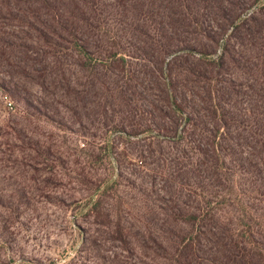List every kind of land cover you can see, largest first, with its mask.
Returning <instances> with one entry per match:
<instances>
[{
	"label": "trees",
	"instance_id": "obj_1",
	"mask_svg": "<svg viewBox=\"0 0 264 264\" xmlns=\"http://www.w3.org/2000/svg\"><path fill=\"white\" fill-rule=\"evenodd\" d=\"M0 91V154L73 166L80 264H264V0H0Z\"/></svg>",
	"mask_w": 264,
	"mask_h": 264
},
{
	"label": "rangeland",
	"instance_id": "obj_2",
	"mask_svg": "<svg viewBox=\"0 0 264 264\" xmlns=\"http://www.w3.org/2000/svg\"><path fill=\"white\" fill-rule=\"evenodd\" d=\"M0 91V143H7L10 139L2 137L7 124H23L25 128L33 130V124L20 122L18 109L13 100ZM7 102L12 103L13 110L8 109ZM39 139L46 140L53 152H65L70 160L76 158L79 137L68 131H59L48 122H39L35 130ZM37 137V136H36ZM63 137L64 140L61 138ZM64 143V145H63ZM78 145V146H77ZM67 147V149H66ZM28 153V152H27ZM76 154V155H75ZM0 262L2 264H80L85 263L82 257L87 247L82 239L86 224L78 215L75 220L73 214L78 199L79 186L71 182L73 176L70 164L60 165L47 161V168L33 171L31 153L27 157L25 166L13 159L6 160L0 154ZM62 155V154H61ZM3 156V157H2ZM18 159V158H17ZM30 160V161H29ZM40 169V167H36ZM69 175V176H68ZM53 179L54 184H46V180ZM21 193L28 194L24 200L18 197ZM31 197V198H30ZM85 202H82V205ZM75 221L79 229L72 226ZM7 245L4 247V244ZM87 263V262H86Z\"/></svg>",
	"mask_w": 264,
	"mask_h": 264
},
{
	"label": "built area",
	"instance_id": "obj_3",
	"mask_svg": "<svg viewBox=\"0 0 264 264\" xmlns=\"http://www.w3.org/2000/svg\"><path fill=\"white\" fill-rule=\"evenodd\" d=\"M8 107L10 106L9 102H7Z\"/></svg>",
	"mask_w": 264,
	"mask_h": 264
}]
</instances>
